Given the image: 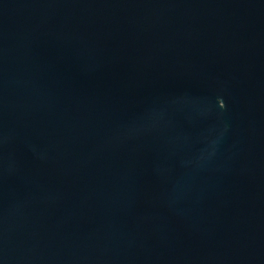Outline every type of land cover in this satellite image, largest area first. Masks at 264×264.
I'll list each match as a JSON object with an SVG mask.
<instances>
[{"label": "water", "instance_id": "95a60500", "mask_svg": "<svg viewBox=\"0 0 264 264\" xmlns=\"http://www.w3.org/2000/svg\"><path fill=\"white\" fill-rule=\"evenodd\" d=\"M0 264H264V0H0Z\"/></svg>", "mask_w": 264, "mask_h": 264}]
</instances>
